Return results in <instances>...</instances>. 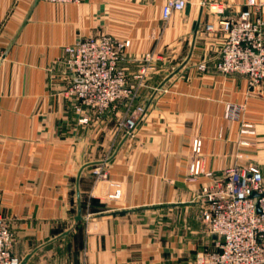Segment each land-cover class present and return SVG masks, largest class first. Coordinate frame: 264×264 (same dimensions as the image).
Instances as JSON below:
<instances>
[{"label": "crops", "instance_id": "1", "mask_svg": "<svg viewBox=\"0 0 264 264\" xmlns=\"http://www.w3.org/2000/svg\"><path fill=\"white\" fill-rule=\"evenodd\" d=\"M211 1L225 17L247 9ZM202 2L166 23L163 0H0V217L27 264H196L219 252L198 196L235 167L264 179V83L216 70L226 37L206 30L220 17ZM97 35L131 41L122 68L137 90L101 119L75 110L64 65L68 47ZM139 106L145 118L128 138L120 123ZM196 139L212 177L191 180Z\"/></svg>", "mask_w": 264, "mask_h": 264}, {"label": "built area", "instance_id": "2", "mask_svg": "<svg viewBox=\"0 0 264 264\" xmlns=\"http://www.w3.org/2000/svg\"><path fill=\"white\" fill-rule=\"evenodd\" d=\"M53 4H79L82 0H44ZM162 20L170 22L177 12H184L189 0H163ZM202 5L218 15L217 26L210 24L208 32H221L225 44L219 52L216 70L223 75H243L251 89L264 83V2L247 0V9L233 17H225V8L211 0ZM131 41H119L111 36L97 35L79 41L65 51L64 65L72 77L66 96L78 113L91 114L95 119L121 103L136 98V86L129 83L122 68ZM154 58L146 55L144 73L151 68ZM205 70V66L200 67ZM143 74L138 78H142ZM146 109L137 107L120 123L126 137H132L144 120ZM237 108L227 106L226 118H237ZM89 123V117L81 119ZM243 134H254L253 127L243 125ZM195 160L190 168L191 180L206 173L200 159L202 141L193 142ZM97 182L108 180L105 168L95 171ZM261 172L255 168L235 167L225 172L224 178L204 188L198 198L206 203L203 219L209 232L219 239V252L200 253L197 264H264V185ZM257 195L256 197L254 195ZM16 236L8 221L0 217V264H22L14 254Z\"/></svg>", "mask_w": 264, "mask_h": 264}, {"label": "water", "instance_id": "3", "mask_svg": "<svg viewBox=\"0 0 264 264\" xmlns=\"http://www.w3.org/2000/svg\"><path fill=\"white\" fill-rule=\"evenodd\" d=\"M0 65H1V63H0ZM254 196L256 197L257 195L255 194ZM82 220H83V218H82V207H81V205H79L78 217L76 218V221L79 222V221H82ZM30 258L31 257H27L26 259H24L22 264H27Z\"/></svg>", "mask_w": 264, "mask_h": 264}, {"label": "rangeland", "instance_id": "4", "mask_svg": "<svg viewBox=\"0 0 264 264\" xmlns=\"http://www.w3.org/2000/svg\"><path fill=\"white\" fill-rule=\"evenodd\" d=\"M125 135H126V134H125ZM255 168H256V167H255ZM257 169H258V168H257ZM262 174H263V173H262ZM263 185H264V180H263ZM199 254H200V253H199ZM199 254H198V255H199ZM198 255H197V257H198ZM196 264H197V258H196Z\"/></svg>", "mask_w": 264, "mask_h": 264}]
</instances>
